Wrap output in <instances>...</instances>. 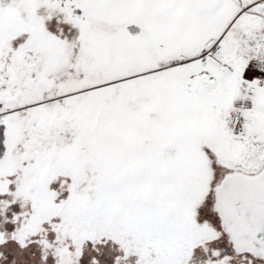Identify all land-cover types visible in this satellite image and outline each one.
I'll return each mask as SVG.
<instances>
[{
  "label": "snow or ice",
  "instance_id": "1",
  "mask_svg": "<svg viewBox=\"0 0 264 264\" xmlns=\"http://www.w3.org/2000/svg\"><path fill=\"white\" fill-rule=\"evenodd\" d=\"M0 264H264V0H0Z\"/></svg>",
  "mask_w": 264,
  "mask_h": 264
}]
</instances>
